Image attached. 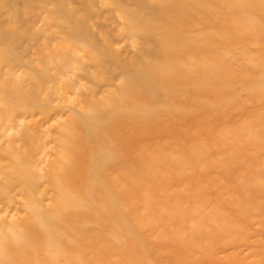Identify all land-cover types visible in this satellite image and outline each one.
<instances>
[{
  "label": "rangeland",
  "instance_id": "obj_1",
  "mask_svg": "<svg viewBox=\"0 0 264 264\" xmlns=\"http://www.w3.org/2000/svg\"><path fill=\"white\" fill-rule=\"evenodd\" d=\"M0 264H264V0H0Z\"/></svg>",
  "mask_w": 264,
  "mask_h": 264
}]
</instances>
